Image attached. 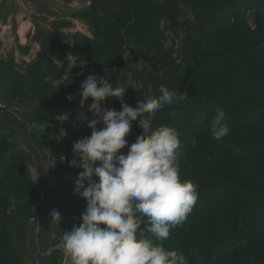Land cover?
Here are the masks:
<instances>
[{"label":"rangeland","instance_id":"obj_1","mask_svg":"<svg viewBox=\"0 0 264 264\" xmlns=\"http://www.w3.org/2000/svg\"><path fill=\"white\" fill-rule=\"evenodd\" d=\"M138 1L0 0V264H73L61 237L79 226L86 207L73 194L82 169L69 161L73 144L91 135L92 100L78 103L88 75L128 88L123 103L135 108L156 96L161 76L200 73L203 54L235 45L252 52L264 85V0H155L157 33L144 44L136 38ZM101 106L121 110L116 98ZM81 112L87 119L78 118ZM159 114L153 128L174 127ZM137 124L128 146L143 131ZM191 140L188 153H198ZM53 210L60 213L58 224ZM194 256L197 264H211L199 252Z\"/></svg>","mask_w":264,"mask_h":264},{"label":"clouds","instance_id":"obj_2","mask_svg":"<svg viewBox=\"0 0 264 264\" xmlns=\"http://www.w3.org/2000/svg\"><path fill=\"white\" fill-rule=\"evenodd\" d=\"M127 89L114 88L108 79L94 75L80 85L79 105L92 100L88 111L93 118L87 124L91 135L73 144L69 166L82 169L73 182V194L86 207L79 226L62 233V247L73 264H188L182 252L166 250L163 241L191 213L199 196L197 185L180 178L181 133L169 125L152 127L159 110L188 98L161 85L158 95L133 108L123 103ZM109 97L120 101V111L102 108L101 102ZM66 99L71 101L73 96ZM63 117L68 119L67 114ZM224 117V110L217 108L208 128L217 140L231 131ZM78 118L87 119L83 112ZM137 120L143 131L128 146L126 137ZM98 124L103 127L97 129ZM126 146L124 154L121 150ZM50 215L60 222L59 211Z\"/></svg>","mask_w":264,"mask_h":264},{"label":"trees","instance_id":"obj_3","mask_svg":"<svg viewBox=\"0 0 264 264\" xmlns=\"http://www.w3.org/2000/svg\"><path fill=\"white\" fill-rule=\"evenodd\" d=\"M138 5L133 7L135 23L140 22L136 38L149 43L157 33L160 6L155 0H139ZM197 63L200 73L193 68L190 75L158 81L188 98L159 111L181 133L179 167L188 159L187 170L181 171L199 193L187 219L170 230L163 246L182 252L188 264H197L195 252L211 264H264V85L259 67L251 51L235 45L203 54ZM217 108L224 110L231 129L220 140L208 131ZM191 139L198 153H188ZM227 142L232 148L222 151ZM210 150V158L200 156ZM220 152L227 153L219 157Z\"/></svg>","mask_w":264,"mask_h":264}]
</instances>
